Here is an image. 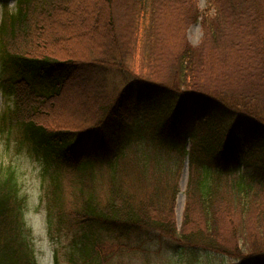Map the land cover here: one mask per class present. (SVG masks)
Wrapping results in <instances>:
<instances>
[{
    "label": "trees",
    "instance_id": "1",
    "mask_svg": "<svg viewBox=\"0 0 264 264\" xmlns=\"http://www.w3.org/2000/svg\"><path fill=\"white\" fill-rule=\"evenodd\" d=\"M14 1L8 13L3 0L0 25V92L7 103L0 143L12 153L9 162L0 154V264H35L18 157L38 167L50 239L76 223L55 249L54 264L63 250L66 264L116 263L118 252L105 253L103 238L141 241L147 231L195 259L201 251L229 264H264V133L256 130L264 127V0H206L204 11L197 0H125L127 33L118 23L124 0ZM196 23L201 39L193 46L187 30ZM83 40L86 50L73 45ZM197 110L207 113L202 121L234 110L247 125L229 120L200 131L191 118ZM139 116L145 126L125 132ZM121 134L147 140L132 178L122 174L121 149L107 157ZM103 166L111 177L99 193ZM67 176L78 194L75 208L63 212Z\"/></svg>",
    "mask_w": 264,
    "mask_h": 264
},
{
    "label": "rangeland",
    "instance_id": "2",
    "mask_svg": "<svg viewBox=\"0 0 264 264\" xmlns=\"http://www.w3.org/2000/svg\"><path fill=\"white\" fill-rule=\"evenodd\" d=\"M1 1L2 0H0V20L3 13L1 11ZM128 3H124V6L121 7L123 14L126 12H130ZM197 4L201 11H204L206 9V0H197ZM13 8L14 1H11L9 2L8 9H10L11 11L13 10ZM127 27L128 24L123 27L124 31L122 32L127 33ZM187 38L193 46L199 44L201 39V27L199 23H196L189 27V29L187 30ZM73 45H77V48L79 49L86 50L85 48L89 46V43L83 40L81 42H76V44ZM110 78L117 77L114 75H110ZM74 91H77L76 86ZM6 105L7 103H5L3 97L0 96V113ZM142 108H144V106H142ZM221 113L216 114L215 117L213 116L214 118H206V120L202 121L203 118L208 117L207 113L200 112V110H197L195 112V116H191V118L194 119L200 131H203V129L205 128L211 129L219 127V124H223L222 127H227V124H229V120L236 121L237 123L242 124L243 127H246L247 123L245 119L247 118L241 117L237 113H234V110L225 111L223 112L224 114ZM144 119L145 118H141L139 116L138 120L129 123V126L128 128H126L125 132L129 130L133 131V129L138 123H142L145 126L146 119ZM233 125L237 126L236 124ZM256 130L260 135L264 133L263 126H258ZM237 131L238 135L242 133L240 129H237ZM116 138L118 140L114 142V146L112 145L110 153L107 157L111 158L112 153L116 154L118 153L119 149H121V153L123 156L120 157V164L122 167L125 168L122 174L124 177L132 178V175H135V167H132V165L137 166L138 164L142 165L144 163V158L142 157L144 155V145H147L146 137L144 138V140H138L136 139L135 135L131 136L130 134L128 137H124L121 134L118 135ZM119 144H122L123 147L118 148L120 146ZM187 147L190 146L187 144ZM249 147H252V145L248 144L247 149ZM138 149L140 150V152ZM158 152L160 153H158V157L156 159L159 163H163L164 159L161 154L162 152ZM0 154L3 155L5 162H9L10 157H12V153L4 154L3 145L1 143ZM138 157H140L141 159H138ZM13 161L21 176L20 180L23 185V192L28 197V207L24 221L25 226L30 231V238L35 257V264H54L55 249H60L61 246H64L67 243L68 237L70 236L71 231L75 229L74 226L76 225V223H74V221H72L71 224L67 222L60 232L54 234V240L50 239L47 229L45 208L43 205H41L40 202L41 187L40 180L38 178V167L34 162L29 161L28 159L23 157L15 158L13 159ZM180 166L181 167L179 170V176L177 178L178 194L176 197L174 209L175 225L177 230H179L181 226L183 209L185 205L184 192L186 189L189 173L187 159H185L182 164H180ZM147 175H149L148 172ZM110 177V170L108 169V167L103 166L100 171L99 177L96 176V186L99 189V193H101L100 191L104 189V186L106 184L105 182L110 179ZM71 184L73 185V187ZM63 185L65 188L64 201L62 205L60 204L58 207H61V210L63 212H67L75 208V199L78 194V187L75 183V179L69 176L64 179ZM101 244L105 253H107L109 249H111L112 253H114V250L118 252L114 253L116 256L118 255V261L116 263L112 262L111 264H161V262H163L165 258L172 260V262H175L176 264H186L188 259L193 260V264H229V261L227 259H223L211 254H205L201 251H194L196 254L195 259L194 257L190 256L189 253L186 251H181L180 249L174 250V241L172 239L157 234V232L155 231L145 232L143 240L141 241L133 239L124 241L118 239L114 242L111 240L110 243L109 238L105 236ZM64 257L65 256L63 250V254H61V256L59 257V264H66V259ZM231 263L233 262L231 261Z\"/></svg>",
    "mask_w": 264,
    "mask_h": 264
},
{
    "label": "bare ground",
    "instance_id": "3",
    "mask_svg": "<svg viewBox=\"0 0 264 264\" xmlns=\"http://www.w3.org/2000/svg\"><path fill=\"white\" fill-rule=\"evenodd\" d=\"M125 2H122L121 7L124 6ZM130 8V6H129ZM119 11V12H118ZM117 12H118V23L121 24L122 26H126L129 23V15L130 12H126V13H122V10L117 8Z\"/></svg>",
    "mask_w": 264,
    "mask_h": 264
}]
</instances>
